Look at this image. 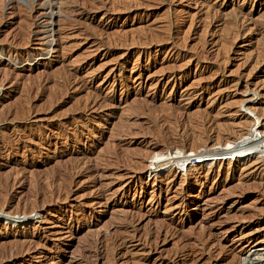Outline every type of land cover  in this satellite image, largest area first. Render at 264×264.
Here are the masks:
<instances>
[{
    "label": "rangeland",
    "instance_id": "374dc122",
    "mask_svg": "<svg viewBox=\"0 0 264 264\" xmlns=\"http://www.w3.org/2000/svg\"><path fill=\"white\" fill-rule=\"evenodd\" d=\"M263 24L264 0H0V264H264V146L222 153L262 140Z\"/></svg>",
    "mask_w": 264,
    "mask_h": 264
},
{
    "label": "bare ground",
    "instance_id": "6f19581e",
    "mask_svg": "<svg viewBox=\"0 0 264 264\" xmlns=\"http://www.w3.org/2000/svg\"><path fill=\"white\" fill-rule=\"evenodd\" d=\"M85 1V0H84ZM99 9V8H98ZM260 20V19H259ZM259 24V23H258ZM264 25V24H263ZM259 58V57H258ZM262 133V134H261ZM261 133H259V138H261L262 140H261V143H259V141L256 143V144H253V143H251V140H247V141H244L243 143H241V144H236V146L234 147V148H231L230 147V145L231 144H229V141H226L227 143L225 144V146H224V149H223V151H222V153H224V154H232V153H239V154H242L243 152H245L246 151V149H248V148H257L258 147V145H260V146H264V132H261ZM223 140V139H222ZM221 140V141H222ZM224 142V141H223ZM234 143V142H233ZM176 151V150H175ZM234 151V152H233ZM180 152H174V153H172V155L170 156V157H166V158H163V155H154L153 157H151L150 158V162H149V170L150 171H152V170H154L156 173H161L164 169H166V167L164 166V167H160L159 168V166L158 165H160L163 161H167L168 159H170L171 158V161L170 162H172V161H174V160H176V159H179V157H180ZM190 155V154H189ZM188 155V156H189ZM182 156V155H181ZM167 163H169V162H167ZM66 177V176H65ZM63 179V178H62ZM72 185V184H71ZM68 186V185H67ZM14 215V214H13ZM15 215H16V213H15ZM18 215V214H17ZM14 218H16V217H14ZM17 218H18V216H17ZM261 258V257H264V247H262L260 250H258V251H253V252H251V251H249L248 252V254H247V256L244 258V259H242L244 262L246 261V260H250V259H253V258ZM248 262V261H247Z\"/></svg>",
    "mask_w": 264,
    "mask_h": 264
}]
</instances>
